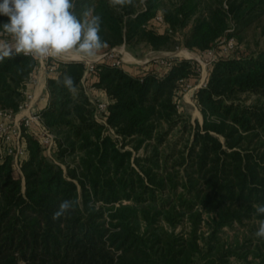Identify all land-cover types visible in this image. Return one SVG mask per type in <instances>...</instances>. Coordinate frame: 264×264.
Here are the masks:
<instances>
[{"label": "trees", "instance_id": "16d2710c", "mask_svg": "<svg viewBox=\"0 0 264 264\" xmlns=\"http://www.w3.org/2000/svg\"><path fill=\"white\" fill-rule=\"evenodd\" d=\"M165 2L76 0L74 11L95 9L109 49L135 41L172 49L193 19L183 44L200 52L241 40L264 16V0ZM7 21L0 15V26ZM116 59L88 75L85 61L49 59L51 104L39 113L58 162L36 124L22 127L18 166L15 138L0 132V264H264V240L254 235L264 219L255 212L264 204V42L213 60L194 93L203 122L181 105L201 77L198 60L134 74ZM39 67L23 55L0 61V110L29 102ZM65 73L76 93L58 83ZM88 86L107 104L103 120ZM64 200L76 203L53 220Z\"/></svg>", "mask_w": 264, "mask_h": 264}, {"label": "clouds", "instance_id": "9594fccd", "mask_svg": "<svg viewBox=\"0 0 264 264\" xmlns=\"http://www.w3.org/2000/svg\"><path fill=\"white\" fill-rule=\"evenodd\" d=\"M112 7L130 5L132 0H108ZM76 0H2L0 15L8 21L0 26V61L14 55L31 57L37 61L49 59L65 61V57L77 56L82 61L94 60L106 47L101 39L102 18L92 6L80 17L75 14ZM69 92L76 93L73 78L67 73L59 80ZM76 202L62 201L53 220L73 209ZM264 216V204L255 208ZM255 237L264 240V219L259 221Z\"/></svg>", "mask_w": 264, "mask_h": 264}, {"label": "rangeland", "instance_id": "374dc122", "mask_svg": "<svg viewBox=\"0 0 264 264\" xmlns=\"http://www.w3.org/2000/svg\"><path fill=\"white\" fill-rule=\"evenodd\" d=\"M165 1L166 2L162 6V8H167L170 5H174L180 2V0ZM225 6L227 7L226 3ZM139 7L141 8V5ZM199 10L200 13L204 12V6H202ZM200 13H197V15H199ZM192 25L193 19H191L187 25L182 27V29L174 34L175 44L172 49L155 50L145 42L135 41L131 44L123 43L111 49L103 48L94 60H96L95 62H98L101 59L108 58L112 49H117L116 51H113V57L121 60L123 67L134 74L140 72V70H142L148 64H152L151 66L164 70V66L169 65V60L171 58L186 57L198 60L201 64V77L197 82L194 81L191 84L190 88L187 90L181 100V105L184 112L190 115L193 122H195L196 120L202 122L203 115L194 101V93L198 86H202L206 83L211 63L216 57L221 55L236 53L240 54L243 52L249 53L256 51L260 47H262L264 42V16L259 21H256L247 27L242 35L241 40L235 38V42L237 40V44L235 43V46L233 48L228 47L226 41H221L219 43V47L206 50L204 52L191 50L183 44L184 36L191 30ZM224 39L227 40V38ZM232 49L233 51H231ZM126 52L128 53V56L125 54ZM103 54H107V56H104ZM69 57L70 56L65 57V60H70L71 58ZM71 60L82 61L79 57ZM41 76V72L38 71L35 77V83H39V80L42 79ZM46 153L50 158L58 162L55 158L56 155L53 154L52 150L47 149ZM62 165L63 167H65L64 164ZM19 170L20 168H18V171ZM230 233H233V230Z\"/></svg>", "mask_w": 264, "mask_h": 264}, {"label": "built area", "instance_id": "2783aa9c", "mask_svg": "<svg viewBox=\"0 0 264 264\" xmlns=\"http://www.w3.org/2000/svg\"><path fill=\"white\" fill-rule=\"evenodd\" d=\"M157 19L159 21H163V18L161 15L157 16ZM222 41H226L228 47H230V48H233L235 46V43H236L234 37H230V38H227V40L224 39ZM116 50L117 49H112V51L108 57L112 58L114 55L113 51H116ZM103 55L107 56V54H103ZM95 61L96 60L85 61L87 64L86 75H88V73L94 71L95 64H96ZM40 64H44L46 66L48 74H49V70H53L49 66V60L40 61ZM114 64L117 66H120V65H122V61L119 59H116ZM38 71H39V69H38ZM34 84H35V80H34ZM93 90H94L93 86L87 87V93L90 96L91 101L96 106V117L99 119H102V118H100V114L106 108L107 104L105 102L98 100L94 96V94L92 93ZM32 97H33V94H30L29 95V102L25 106H22L20 108V110L16 113L9 111V110H0V116H2L3 118L6 119V120H3L0 122V132L2 134L3 141H8V140L15 138L16 143H17V149H16V152L14 155V160H15V163L17 165H18L19 156L23 153V150L21 147V136H22V132H23L22 131L23 126H29L32 123L36 124L43 131V134L45 136L44 142L48 145L47 149L52 150V146L54 144L55 134L48 131V130H45L42 127V125L44 123V119L39 112L32 113V114L26 115V116H20V112L26 110L29 107L30 102L32 100Z\"/></svg>", "mask_w": 264, "mask_h": 264}, {"label": "crops", "instance_id": "0c3cea01", "mask_svg": "<svg viewBox=\"0 0 264 264\" xmlns=\"http://www.w3.org/2000/svg\"><path fill=\"white\" fill-rule=\"evenodd\" d=\"M41 80L34 84L33 97L29 107L20 112V116L30 115L43 109H48L51 102V90L48 86V72L44 64H40Z\"/></svg>", "mask_w": 264, "mask_h": 264}, {"label": "bare ground", "instance_id": "6f19581e", "mask_svg": "<svg viewBox=\"0 0 264 264\" xmlns=\"http://www.w3.org/2000/svg\"><path fill=\"white\" fill-rule=\"evenodd\" d=\"M127 56H128V53L126 52L125 53ZM130 56V55H129ZM77 56H70L69 58H71V59H75ZM136 60V59H135Z\"/></svg>", "mask_w": 264, "mask_h": 264}, {"label": "water", "instance_id": "95a60500", "mask_svg": "<svg viewBox=\"0 0 264 264\" xmlns=\"http://www.w3.org/2000/svg\"><path fill=\"white\" fill-rule=\"evenodd\" d=\"M65 61H72V60L70 59V60H65ZM198 87H200V86H198ZM202 122H203V120H202Z\"/></svg>", "mask_w": 264, "mask_h": 264}]
</instances>
